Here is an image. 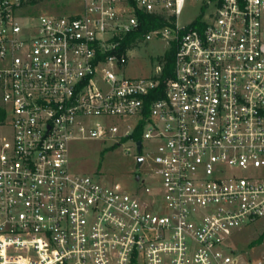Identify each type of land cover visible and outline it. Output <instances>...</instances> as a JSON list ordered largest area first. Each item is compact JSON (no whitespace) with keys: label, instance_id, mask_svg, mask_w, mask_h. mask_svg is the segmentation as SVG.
Listing matches in <instances>:
<instances>
[{"label":"built area","instance_id":"1","mask_svg":"<svg viewBox=\"0 0 264 264\" xmlns=\"http://www.w3.org/2000/svg\"><path fill=\"white\" fill-rule=\"evenodd\" d=\"M185 4L29 15L30 0H0V264L260 262L236 237L264 219V0H210L180 25ZM137 11L167 23L134 36ZM154 38L174 46L172 75L164 59L123 75ZM84 139L130 141L148 173L138 191L71 173L69 144Z\"/></svg>","mask_w":264,"mask_h":264},{"label":"rangeland","instance_id":"2","mask_svg":"<svg viewBox=\"0 0 264 264\" xmlns=\"http://www.w3.org/2000/svg\"><path fill=\"white\" fill-rule=\"evenodd\" d=\"M70 0H43L41 3L25 9L29 15H37L40 11L49 10L52 7L62 8ZM72 1V0H71ZM210 0H186V4L179 17V24L185 25L199 16L204 5ZM211 8V4L209 6ZM206 11V8H204ZM51 10V9H50ZM55 12H60L56 10ZM168 51L167 46L161 40L154 38L136 46L132 57L122 69V74L129 77L148 76L152 73L154 65L159 58ZM10 125L0 128V135L9 137ZM126 146H131L130 141L111 146V141L98 139L75 140L69 144L68 162L70 172L73 174L91 175L100 182H114L120 184L129 193H134L140 188L137 175L148 177L147 167L143 164L137 166L135 151L126 152ZM148 200L153 199L147 196ZM264 235V219L244 229L236 237V245L242 254H248L245 258L250 261L260 260L258 264H264V238L255 243ZM252 264V263H251Z\"/></svg>","mask_w":264,"mask_h":264},{"label":"trees","instance_id":"3","mask_svg":"<svg viewBox=\"0 0 264 264\" xmlns=\"http://www.w3.org/2000/svg\"><path fill=\"white\" fill-rule=\"evenodd\" d=\"M43 0H30L31 4H39L41 3ZM138 17L140 19V28L139 31L134 35V36H141L143 32L151 29V28H157L160 27L164 24L167 23V21L165 19H163L160 16L154 15V14H149V13H144L142 11H137ZM134 38V37H132ZM173 53H174V46L172 45L168 51L165 53V55L163 56V58H159L164 59V67H163V73H162V77L165 78L166 76H171L172 75V71H173ZM6 117V112L0 107V122H3L4 119ZM136 137H138V135H135ZM264 238V235L260 236L256 241H254L252 243H258L261 242Z\"/></svg>","mask_w":264,"mask_h":264},{"label":"water","instance_id":"4","mask_svg":"<svg viewBox=\"0 0 264 264\" xmlns=\"http://www.w3.org/2000/svg\"><path fill=\"white\" fill-rule=\"evenodd\" d=\"M138 145H139V143H138Z\"/></svg>","mask_w":264,"mask_h":264}]
</instances>
